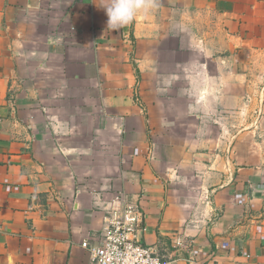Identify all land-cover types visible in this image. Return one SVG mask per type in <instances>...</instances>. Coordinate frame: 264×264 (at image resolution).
I'll return each instance as SVG.
<instances>
[{"label": "crops", "instance_id": "obj_1", "mask_svg": "<svg viewBox=\"0 0 264 264\" xmlns=\"http://www.w3.org/2000/svg\"><path fill=\"white\" fill-rule=\"evenodd\" d=\"M0 0V264H92L113 193L178 264H264V0Z\"/></svg>", "mask_w": 264, "mask_h": 264}, {"label": "built area", "instance_id": "obj_2", "mask_svg": "<svg viewBox=\"0 0 264 264\" xmlns=\"http://www.w3.org/2000/svg\"><path fill=\"white\" fill-rule=\"evenodd\" d=\"M143 214L123 192L113 193L103 218L102 242L81 243L92 264H178L177 259L162 261L144 244Z\"/></svg>", "mask_w": 264, "mask_h": 264}, {"label": "clouds", "instance_id": "obj_3", "mask_svg": "<svg viewBox=\"0 0 264 264\" xmlns=\"http://www.w3.org/2000/svg\"><path fill=\"white\" fill-rule=\"evenodd\" d=\"M99 7L108 17L107 28L116 30L131 23L138 12L154 7V0H104Z\"/></svg>", "mask_w": 264, "mask_h": 264}]
</instances>
